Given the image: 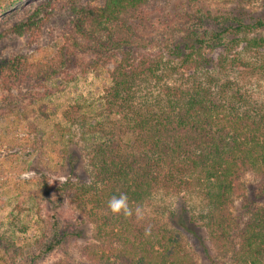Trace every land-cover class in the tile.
I'll return each mask as SVG.
<instances>
[{
    "label": "trees",
    "instance_id": "1",
    "mask_svg": "<svg viewBox=\"0 0 264 264\" xmlns=\"http://www.w3.org/2000/svg\"><path fill=\"white\" fill-rule=\"evenodd\" d=\"M149 1L75 5L73 35L52 59L0 61L5 89L44 87L67 73L78 55L89 57L82 71L114 61L94 112L74 103L63 113L84 143L88 176L75 173V182L62 184L86 218L66 224L61 238L85 237L84 223L90 222L94 228L83 253L95 263L196 264L188 238H202L203 230L228 264H264V98L234 76L246 73L241 67L264 71V18L228 17L221 33L154 41L133 22ZM37 15L11 31L31 29ZM217 46L223 49L215 61L210 52ZM80 164L75 159L70 167L77 172ZM246 174L260 184L239 220L230 206ZM121 193L131 216L108 208ZM158 200L163 205L156 214L147 213V205ZM170 200L180 203L168 205Z\"/></svg>",
    "mask_w": 264,
    "mask_h": 264
},
{
    "label": "rangeland",
    "instance_id": "2",
    "mask_svg": "<svg viewBox=\"0 0 264 264\" xmlns=\"http://www.w3.org/2000/svg\"><path fill=\"white\" fill-rule=\"evenodd\" d=\"M104 1L0 0V61L23 56L32 63H46L73 35L74 6H102ZM35 12L31 29L21 26L22 33L11 31ZM233 16L247 22L264 18V0H150L133 22L135 27L141 24L140 34L158 41L171 35L221 33L226 19ZM222 49L215 47L210 57L217 61ZM78 56L77 61L70 60L67 73L44 87L15 84L5 89L0 84V264H98L83 253L94 228L90 222L84 223L85 237L61 238L66 224L86 218L62 184L68 178L75 182V173L88 176L84 143L63 113L74 103L83 104L86 113L93 110L110 85L115 64L111 60L82 71L89 57ZM239 70L246 71L234 75L240 86L264 98V71ZM75 159L82 164L77 172L70 167ZM241 184L230 206L239 220L245 218L260 178L246 174ZM179 203L168 201V205ZM162 205L161 200L152 202L146 211L154 215ZM200 236L203 239L188 238L196 264L229 263L203 230ZM51 245L55 247L49 249Z\"/></svg>",
    "mask_w": 264,
    "mask_h": 264
},
{
    "label": "clouds",
    "instance_id": "3",
    "mask_svg": "<svg viewBox=\"0 0 264 264\" xmlns=\"http://www.w3.org/2000/svg\"><path fill=\"white\" fill-rule=\"evenodd\" d=\"M108 208L114 214H119L123 212L125 216L133 215V209L129 207V202L126 194L121 193L119 196H112L108 201ZM135 215L138 218H142L143 211L140 207L135 208ZM147 234V230H146Z\"/></svg>",
    "mask_w": 264,
    "mask_h": 264
}]
</instances>
